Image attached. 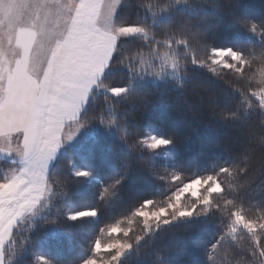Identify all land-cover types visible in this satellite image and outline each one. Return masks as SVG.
Here are the masks:
<instances>
[{
  "label": "snow or ice",
  "instance_id": "obj_1",
  "mask_svg": "<svg viewBox=\"0 0 264 264\" xmlns=\"http://www.w3.org/2000/svg\"><path fill=\"white\" fill-rule=\"evenodd\" d=\"M119 2L0 0V153L15 165L0 179V264H12L17 252L23 253L28 237L20 238L17 243L18 221L23 220L26 213L36 215L50 203V196L54 198L55 181L48 169L62 140H71L84 124L92 120L108 126L118 123L116 111L119 105L113 107L112 102L108 103L111 112L107 117L103 110L82 114V106L109 64L119 38L140 35L150 46V59L145 60L137 53L141 56L140 65H146L141 70L131 63V56L128 63L125 59L121 61L134 75L146 73L163 78L170 69L179 80L181 69L187 64H196L214 74L227 70L250 83L258 76L256 87L232 86L241 93L247 108L258 106L264 109V47L245 52L205 44L202 31L194 30L190 22L175 28L165 25L160 31L143 23L117 22L115 13ZM141 2L156 17L169 13L182 0ZM183 2L187 3V0ZM240 22L251 32L264 36V28L257 23L250 20ZM51 26L57 31H51ZM159 35L164 39H158ZM161 44L168 49L162 54L155 47ZM199 50L204 52L203 56L197 55ZM256 64L259 65L257 71H251ZM98 86L108 87L105 84ZM130 87L129 82L128 86L111 87L108 91L112 96L134 100ZM105 99L111 101L109 97ZM225 115L234 117L236 113ZM119 133L132 148L140 145L155 150L171 143L170 138L156 135L132 139L123 122ZM258 149H264V142L252 145L245 161L256 155ZM250 166L247 162L242 167L223 166L217 173L182 182L162 206H156L153 199L143 201L125 218L129 227H121V221L107 227L109 236L123 235L124 239L114 238L107 243L95 239L89 254L79 264H121L122 258L145 234L174 221L199 217L212 209H219L229 222L206 251L209 264H264V206H260L257 216L250 217L243 201L230 198L228 194L238 189L231 180ZM75 175L84 177L90 173L76 170ZM221 177L230 178L227 186ZM121 179L123 177L105 187L101 198L109 195L110 187H115ZM171 180L182 181V176L173 173ZM185 194L192 197L190 203L183 202ZM96 214L95 208L69 211L67 218L77 221ZM136 218L142 222L143 234L132 240L128 237ZM100 231L103 233L105 229ZM241 231L245 235H241ZM35 259L36 264H52L43 255Z\"/></svg>",
  "mask_w": 264,
  "mask_h": 264
},
{
  "label": "trees",
  "instance_id": "obj_2",
  "mask_svg": "<svg viewBox=\"0 0 264 264\" xmlns=\"http://www.w3.org/2000/svg\"><path fill=\"white\" fill-rule=\"evenodd\" d=\"M144 8L141 0H125L117 20L140 23L142 11L147 12ZM161 16L154 23L146 24L145 20L144 24L160 31L165 25L175 28L190 22L194 30L202 31L205 44L245 52L264 47V36L251 32L240 22L250 20L264 28V0H182ZM157 38L164 39L162 35ZM123 45L114 50L101 79L103 84L127 86L129 74L122 70L127 65L121 61L128 63L129 56L150 48L139 36L124 40ZM155 47L160 51L163 44ZM197 55L203 56L204 52L199 50ZM258 67L253 65L251 71ZM257 81L241 80L227 70L214 74L206 67L187 64L181 69L179 80H148L134 87L130 91L134 100L108 94L91 96L82 114L101 110L105 114L112 102L113 107L119 105L117 125L123 122L132 139L154 133L170 138L171 143L151 152L141 151L140 145L132 148L121 136H100L101 130L96 129L83 146L66 148L49 174H53L58 190L69 199L68 207L95 208L96 220L71 221L54 199L53 204L56 203L50 211L34 220L37 224L30 243L25 244L22 254L17 252L12 264H36L39 255L46 256L52 264H79L89 254L91 243L102 237L101 228L117 221L124 224L125 218L147 199L163 200L176 185L171 180L173 173L181 174L185 181L217 173L223 166L242 167L249 163L247 171L231 180L237 184V191L228 194L243 201L248 216H257L260 206H264V149H258L248 161L244 157L252 145L264 142V113L258 106L247 108L241 93L232 86L256 87ZM231 112L236 115H225ZM71 164L84 167L96 177L92 187L69 173ZM121 177L119 184L110 187V194L101 198L103 189ZM221 179L227 186L230 178ZM228 222L229 218L219 209H212L199 217L170 223L145 234L121 264H209L206 251ZM132 227L136 235L143 234L139 218Z\"/></svg>",
  "mask_w": 264,
  "mask_h": 264
},
{
  "label": "rangeland",
  "instance_id": "obj_3",
  "mask_svg": "<svg viewBox=\"0 0 264 264\" xmlns=\"http://www.w3.org/2000/svg\"><path fill=\"white\" fill-rule=\"evenodd\" d=\"M124 3H125V0H124V2H123V0H120V2L118 4V7H117V10H116V13H115V19L116 20H117V15H118V12L120 10V7ZM144 9H147V8H144ZM146 11L147 12L142 11V13H141L142 18L139 21L140 23H143V24L146 23L145 20L147 21L146 24L154 23V22H156L158 19H160L162 17L161 15H158L156 17H153L148 10H146ZM148 18L150 19L151 22L149 21ZM117 22H119V21L117 20ZM50 30L51 31H57V29L54 26H51L50 27ZM137 36L141 37L140 35H131V36H127V37H121V38L118 39L117 46L118 47L122 46V48H123L124 47V45H123L124 40H127V39L129 40V39L135 38ZM167 50L168 49L163 45L162 49L159 52L162 54L163 52H165ZM11 54L12 53H10V55ZM140 54L143 56V58L145 60H148V59L151 58V54H150V51L149 50L148 51H146V50L145 51H142ZM132 57H133V59H132L133 60V63L132 64H134L135 66H137L138 70H141L143 67H146V65H143V66L140 65V63H139L140 58H141L140 55H137V54L134 55L133 54ZM110 60H111V58H110ZM158 64H159V61L157 60V66H158ZM124 65H126V64H124ZM108 68H109V64L105 67V69H104L103 73L101 74V76H100L97 84L94 85V86H92L93 89L89 93L88 98H87V100L85 102V105L88 102V100L91 98V96H93V95H94L93 97H95L96 95H100V94H108V95L112 96V94L108 91L109 88H111V87H122V84L121 85H119V84L118 85H113V86L112 85H107L108 86L107 88L98 86L100 84H103L101 82V79H102V76L105 73V71L108 70ZM122 70H127V74H129V78H130V81L129 82L131 83L130 91H132V89L134 87L138 86L140 83H144L145 81H148V80H151L152 82H162V81H165V80H175V81L177 80V77L174 74H172V72H171L170 69L163 75V78H158V77H155V76H149L146 73H143L142 75L139 74V73H137V74L134 75L130 71V69H129L128 66L123 67ZM179 78H181V74H180V77ZM257 79H258V77H257ZM128 85H129V83L127 84V86ZM113 97L115 98V96H113ZM116 98H118V97H116ZM84 108H85V106L82 108V112L84 111ZM261 110L264 113V109H261ZM110 112H111V109L109 107H107L106 110H105V116L107 117L110 114ZM96 129L101 130L100 133H98V134H100V136H102L104 134H106L109 138H112L115 135L121 136L120 133H119V125H117V124L116 125H112V126H108V125H105V124L100 123L99 120H95V121L92 120V122L87 123V124H84L77 131V133L73 136V138L71 140H62V143H61L60 147L57 149L56 155L49 162V169H48L49 170V173H50V170L52 168V165L55 163V161L57 160V157L59 156L60 153L64 152V150L66 148L72 150V149H75L76 146H79V147L83 146V143L84 142H87L88 137L92 136V133L94 132L93 130H96ZM98 134H96L95 136H97ZM149 135H156V136H158L157 134L149 133L148 135H144L142 137H146V136H149ZM0 142H2V141H0ZM74 146H75V148H74ZM165 146H167V145H162V146H160L157 149L164 148ZM139 148L141 149V151H148V152L153 151V150L148 149L146 146H140ZM157 149H155V150H157ZM71 153H74V152H71ZM8 162H10V161L6 158L5 154L0 153V176L2 177V179L5 177V175L13 167H15V165H13L12 163H8ZM76 170H86V171H88V170L85 169L84 167L74 166L72 164L68 167L69 173L74 178H80L82 180V183L84 185L86 184V185H89L90 187H92L93 186V183L96 181V177L93 176L91 174V172H89V171H88L90 173L89 176L77 177L75 175V171ZM52 180H54V179H52ZM187 181L188 180H185V181L182 180V181H179V182H175L176 185L173 187V189H171L168 193H166L165 198L163 200H157L156 201L157 202V205L156 206H162V204L164 202H166L167 199L170 196L173 195V193L176 191V189L179 186H181L182 182H187ZM84 185H82V186H84ZM53 189H54V192H55V196H54V198H52L51 196H50L51 198L49 197V201H50L49 204H47L46 206H44L42 210L38 211V213L36 215H32V214L26 213L25 214V218L23 220H21V221H18V228L16 230V236H17V240H18L17 243L18 244L20 242V238H22V237H28L26 244L30 243V239H31L32 232L35 231V226L37 224V222H35V221L43 216V212H45V211L46 212H49L50 211V208L56 202L59 205V209L61 211L64 210V213H65V216L66 217H67V212H69V211L75 212V211H81V210L89 209V208H76V207H70V206L68 207V205L70 204L69 199L66 197V194L64 193V191H59L58 190V186L56 185L55 182L53 183ZM54 199L56 200V202H54V204H53ZM191 200H192V197L190 195H188V194H185L184 195V197H183V202L184 203H186V204L187 203H190ZM81 219L96 220V215L94 217H83ZM187 219H189V218H187ZM183 220H186V219H182V220H179V221H183ZM179 221H174L172 223L179 222ZM141 224H142V222H141ZM33 225H34V227H33ZM132 225L130 226L132 228V232L129 234V237H128L129 239H132V238H134L136 236V233H135ZM163 226H165V225H162L161 227H163ZM107 227L104 228L105 231L102 233V235H101L102 237L100 238L101 241H102V243H107L109 240L114 239V238L124 239L123 235H120L119 237L109 236L108 233H107ZM121 227H129V225L127 224V222H125L124 224H121ZM241 233H243V232L241 231ZM128 253H130V252H128ZM128 253H126V255ZM15 257H17V256H15ZM123 258H122L121 262L123 261Z\"/></svg>",
  "mask_w": 264,
  "mask_h": 264
},
{
  "label": "crops",
  "instance_id": "obj_4",
  "mask_svg": "<svg viewBox=\"0 0 264 264\" xmlns=\"http://www.w3.org/2000/svg\"><path fill=\"white\" fill-rule=\"evenodd\" d=\"M94 86V85H93ZM93 89V87L90 89L89 93L91 92V90ZM85 106V104L82 106V108Z\"/></svg>",
  "mask_w": 264,
  "mask_h": 264
}]
</instances>
